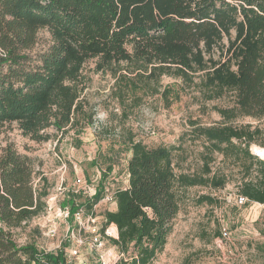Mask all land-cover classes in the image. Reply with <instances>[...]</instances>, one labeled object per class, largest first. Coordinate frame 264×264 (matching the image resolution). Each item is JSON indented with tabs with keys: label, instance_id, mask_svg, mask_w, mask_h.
<instances>
[{
	"label": "trees",
	"instance_id": "16d2710c",
	"mask_svg": "<svg viewBox=\"0 0 264 264\" xmlns=\"http://www.w3.org/2000/svg\"><path fill=\"white\" fill-rule=\"evenodd\" d=\"M40 29L52 41L33 53ZM96 58L98 69L128 65L135 74L127 92L170 75L203 100H229L214 105L222 121L189 120L191 139L202 146L200 172L184 170L181 140L149 146L134 134L123 138L131 152L128 185L114 192L117 208L104 212V228L117 226L111 240L125 255L116 264L153 263L188 187L222 188L235 172L240 194L264 205V157L251 149L264 146L257 138L264 134V0H0V136L11 123L37 142L51 139L50 129L66 135L91 125L83 70ZM243 116L262 124L234 123ZM215 153L232 169L214 171ZM101 191L85 204L70 197L71 214L92 210ZM49 194V179L34 158L0 142V264H72L63 248L22 244L13 232L47 210ZM197 202L218 198L202 194Z\"/></svg>",
	"mask_w": 264,
	"mask_h": 264
},
{
	"label": "rangeland",
	"instance_id": "374dc122",
	"mask_svg": "<svg viewBox=\"0 0 264 264\" xmlns=\"http://www.w3.org/2000/svg\"><path fill=\"white\" fill-rule=\"evenodd\" d=\"M51 41L50 33L40 29L33 53L47 48ZM97 61V58L88 60L83 70L86 89L82 96L86 107L94 113L91 125L81 132L71 129L66 135L50 129L51 139L42 142L24 136L16 123L2 129L1 145L11 142L21 153L34 158L50 182L47 210L13 229L22 244L34 242L41 250L55 252L63 248L68 252L76 246L72 230L75 229L77 236L78 233L74 216H64L66 202L75 196L77 203L85 204L87 200H94V192L100 188L101 196L92 210L83 207V220L93 211L96 223L104 228V212L115 208V203L106 199L107 194L128 185L127 165L131 152L123 138L130 134L149 146L179 144L181 140L188 154L184 170L190 174L200 172L198 152L202 146L191 139L189 120L198 118L205 125L218 123L222 117L214 105L229 103L227 98L203 100L196 88L170 75H163L159 83L150 88L127 92L135 74L127 72L128 65L121 63L113 70L98 69ZM234 123L255 126L262 121L243 116ZM257 138L264 142V134ZM254 146L264 147L252 144L253 152ZM215 156L214 171L219 167L232 169L228 160L223 162L222 154L215 153ZM235 174L233 172L222 188L196 185L185 190L168 242L152 264H264V205L251 201L238 205L234 201L240 194ZM79 184L87 186L82 188ZM78 188L82 189L77 191ZM202 194H210L218 198V202H197ZM223 226L229 227L230 239L219 237ZM109 227L112 235L106 237L107 248L116 246L111 238L118 236L115 226ZM82 234L88 236L86 231ZM80 249L81 254L73 258L72 264H81L82 259L88 264H99L88 243Z\"/></svg>",
	"mask_w": 264,
	"mask_h": 264
},
{
	"label": "built area",
	"instance_id": "2783aa9c",
	"mask_svg": "<svg viewBox=\"0 0 264 264\" xmlns=\"http://www.w3.org/2000/svg\"><path fill=\"white\" fill-rule=\"evenodd\" d=\"M78 182L81 184V179H78ZM80 187H86L87 185H80ZM82 188H78L77 191L81 190ZM97 193L96 190L94 192ZM107 200L116 202L114 193L113 194H107L106 196ZM234 201L238 205H245L248 202V198L245 197L242 194H238L235 196ZM65 218H68L71 216H74V219L77 223V233L78 236L75 233V229L72 230V236L74 237L76 241V246H72L68 252H66L68 261L72 263L73 258L79 256L81 254V247L84 246L86 243H88L89 248L91 251H93L96 254V257L98 259V262L100 264H116L120 258H122L124 253L120 252L117 246L115 247H106V237L112 235L111 227L107 226L106 228H103L99 226L96 223V218L93 216V211L87 215V220L84 221L83 218V208H79L74 214H71V208L70 206H66L63 209ZM88 232V236H84L83 232ZM222 236L224 238L230 239L231 234L229 227L223 226L221 229ZM117 237V236H115ZM81 264H88L87 260L82 259Z\"/></svg>",
	"mask_w": 264,
	"mask_h": 264
},
{
	"label": "bare ground",
	"instance_id": "6f19581e",
	"mask_svg": "<svg viewBox=\"0 0 264 264\" xmlns=\"http://www.w3.org/2000/svg\"><path fill=\"white\" fill-rule=\"evenodd\" d=\"M253 149L257 154L264 157V147L254 146Z\"/></svg>",
	"mask_w": 264,
	"mask_h": 264
},
{
	"label": "crops",
	"instance_id": "0c3cea01",
	"mask_svg": "<svg viewBox=\"0 0 264 264\" xmlns=\"http://www.w3.org/2000/svg\"><path fill=\"white\" fill-rule=\"evenodd\" d=\"M117 208V203L115 202V208H114V210ZM112 226H115V228L114 229H116V231H117V233H118V229H117V226L115 225V224H111Z\"/></svg>",
	"mask_w": 264,
	"mask_h": 264
}]
</instances>
